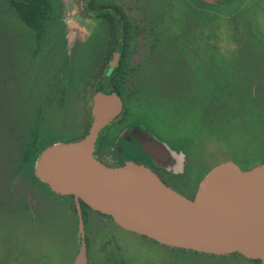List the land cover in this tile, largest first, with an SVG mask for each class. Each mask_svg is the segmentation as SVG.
Wrapping results in <instances>:
<instances>
[{
	"label": "rangeland",
	"instance_id": "rangeland-1",
	"mask_svg": "<svg viewBox=\"0 0 264 264\" xmlns=\"http://www.w3.org/2000/svg\"><path fill=\"white\" fill-rule=\"evenodd\" d=\"M210 1H96L118 4L131 25L137 28L136 46L122 78L123 97L128 98L131 94L147 96L143 103L131 102L128 107H132L135 117L150 125L172 150L179 149L183 154L182 173L168 172L170 175L166 179L188 193L193 186L198 188L207 169L228 160L218 148L210 143L206 145V134L210 129H213L210 134L214 139L216 136L219 139L217 130L220 125L214 123L209 130L205 126L203 104L207 102L208 91L213 95L221 94V88L227 87L228 93L235 89V93L249 94L253 89L254 94H258L257 83H261L258 78L264 75L262 71H255L256 65L253 68L252 63L245 60L240 64L241 68L235 66L240 70L232 69L229 60L227 63L215 61L214 56L211 57L213 65H208L202 39L198 36L189 40L193 48H198L194 52L188 51L187 41L185 46L182 44L181 35L174 39L173 34L177 32L200 33L210 27L208 31L213 41L215 39L218 43L220 40V44L215 43L214 47L221 46L222 49L227 46V52L235 53L236 48L247 44L242 36V43L236 46L233 34L228 32L234 22V12L222 13L219 6ZM48 2L49 11L38 50L35 49L34 32L19 21L5 0L0 3V264H71L77 253L72 202L58 198L44 185L34 183L28 169L19 167V156L31 128H36L42 140H66L83 132L92 106L95 62L99 61L100 49L108 38L109 29L106 21L90 17L83 11V0ZM146 20H157L153 30L160 33L155 41L150 38L152 34L146 33ZM169 31H172L170 35ZM130 45H133L132 41ZM181 56L184 64L178 61ZM208 70L210 73L218 70L215 82L205 80L204 74L207 75ZM236 71L239 78L234 74ZM228 75H232L229 82ZM186 77L194 84L195 99L191 108L177 105L170 97L171 93L166 91L172 80ZM221 96L226 105L224 114L239 102V97L232 100L226 92ZM252 105L249 103L248 126L256 128L258 113ZM218 113V109H212V119H218ZM226 130L230 133L223 132L220 142L215 141V144L225 148L239 144L240 148L232 152L234 158L245 159L252 152L259 151L258 143H253L255 141L246 147L245 144L250 142L248 133L236 135L232 125ZM228 139L231 143H224ZM212 147L215 149L210 151ZM110 148L107 145L106 150ZM86 235L89 264H99L100 251L106 249L102 244L109 239L123 240L125 256L129 257L131 264H159L161 251L157 247L120 229L107 217L88 213ZM247 263L229 259L216 264Z\"/></svg>",
	"mask_w": 264,
	"mask_h": 264
},
{
	"label": "water",
	"instance_id": "water-1",
	"mask_svg": "<svg viewBox=\"0 0 264 264\" xmlns=\"http://www.w3.org/2000/svg\"><path fill=\"white\" fill-rule=\"evenodd\" d=\"M122 105L116 93H94L85 136L46 147L34 162L39 181L75 200L79 249L74 264H87L79 201L123 230L161 245L205 255L238 254L264 264V165L242 171L233 162L220 164L206 173L193 199L165 186L143 166L130 162L108 168L93 156L94 148ZM138 139L155 167L182 173L181 152L144 133Z\"/></svg>",
	"mask_w": 264,
	"mask_h": 264
},
{
	"label": "flooded vegetation",
	"instance_id": "flooded-vegetation-1",
	"mask_svg": "<svg viewBox=\"0 0 264 264\" xmlns=\"http://www.w3.org/2000/svg\"><path fill=\"white\" fill-rule=\"evenodd\" d=\"M2 0H0L1 3ZM6 1V0H5ZM7 2V1H6ZM48 10L49 11V2L46 0ZM233 2V3H232ZM8 3V2H7ZM209 3H214L216 6L218 5L220 8V12L222 13H232L234 12L233 16L234 17V22L230 24V34H233L234 41L236 43V46L240 43H242L240 40L242 39V36L245 37L247 44H243V47L240 45L239 48H236L237 51L235 53L232 52H227V46L221 49V46L219 48L214 47L215 43H217V40L213 41V37L210 36V27L208 29L197 33L193 31H186L185 33L177 32L174 35V39H178L179 36L181 35L180 40L183 41V45L185 46L186 41L189 43V46H187L188 51H196V49L193 48V43L190 45L189 40L194 39L195 36H198V39H202L201 44H203V51L205 53L204 59L207 62L208 65L211 66L213 63V59L211 57H215V61L218 62H223L226 61V63L229 60V64L232 66L231 68H237L240 67L242 63H252L253 65H256L255 71H262L264 72V0H211ZM207 3V4H209ZM232 3V4H231ZM86 1L83 0L82 2V8L85 6ZM9 5V3H8ZM213 6V5H212ZM11 8V6L9 5ZM210 8V6H209ZM12 9V8H11ZM13 12L16 14L14 9H12ZM84 11V10H83ZM90 17H97L96 16V10L94 11H88L86 13ZM17 18L19 19L18 15L16 14ZM230 17V16H229ZM219 18V17H218ZM47 19V15H46ZM100 19V18H99ZM19 21L26 27L28 28L20 19ZM157 20H152V21H147L145 22V26L147 28L146 33L147 34H152L151 39L153 41L157 40V37L160 33V31H155L153 30L154 25ZM154 23V24H153ZM227 25V23H226ZM133 27V26H132ZM29 29V28H28ZM30 30V29H29ZM32 31V30H30ZM34 32V31H33ZM172 31H169L168 34L170 35ZM43 33V31H42ZM41 33V35H42ZM132 36V43L133 45H130V52L128 57L124 60L123 64V76L127 72V67L129 64V61L131 60L133 50L135 49V44H136V39L138 38V33H137V28L134 25L132 32L130 34ZM34 40L37 43V47L35 48L36 50L39 49L40 45V40H36L35 32H34ZM176 43V41H175ZM227 43V41L225 42ZM249 43V44H248ZM220 44V40H218V43ZM226 45V44H225ZM152 49V46L149 47ZM195 49V50H193ZM116 56V59H115ZM115 59V60H114ZM120 60V55L116 52L112 53L111 59L108 61V68H107V73L111 74L112 71L115 69V67L118 65ZM245 60V61H244ZM114 62V65L112 69H110V64ZM179 62H182L184 64L185 60L184 58L179 57L178 58ZM213 65V64H212ZM237 66V67H235ZM254 68V66H253ZM239 69V68H237ZM243 69V68H242ZM240 70V69H239ZM218 70H212L210 73V70L207 71L204 74V78L206 80L209 79L213 82H215L214 78L217 77ZM236 78H239V74L234 72ZM233 75V74H232ZM232 75L229 76V80L227 82L231 81ZM208 76V77H207ZM262 77V78H261ZM259 77L260 79L259 82L262 83L264 81V75ZM171 85L168 87L169 94L171 93V98L174 100V102L181 106H184V108L187 106V108H191L192 104L194 103V84L189 78H180L178 80H172L170 82ZM260 83V84H261ZM229 84V83H227ZM257 83V86L259 88L258 94H254V90L251 89L249 94H243V93H235L234 91L228 93L227 87L221 88L222 90L220 91L221 94L229 95V97L232 98V100H236L239 97V102H237L231 110H227L226 113L224 114V109H225V104L223 103L224 98L221 96V94H210L211 92L208 91V96L207 98L204 97V99H207V102L203 104L204 108V115L203 118L205 119V126L209 130L210 125L213 126L214 123H220L219 125V130L218 135L219 139L217 138L218 136L215 137L212 136L211 131L213 129H210L209 132L206 134L208 137V140L206 141L207 144H212L211 146H214L215 148H218L221 152V154H225L227 156L228 160H225V162H233L235 165H237L242 171H247L252 168L258 167V166H263L264 165V82L262 85ZM226 85V83H225ZM261 89V90H260ZM96 93V92H95ZM184 93H186V97L184 96ZM176 94V95H175ZM232 94V95H230ZM93 95V94H92ZM175 95V96H174ZM121 98L122 101V110L120 114L108 125L106 126L98 135L95 148H94V153L93 156L96 158L97 161H99L101 164L108 168H120L124 167L127 163H133L135 165L143 166L147 169H149L152 173H154L158 179L167 187L168 180L166 179L167 175H170L168 172H166L163 169L157 168L153 165L151 158L147 155V153L143 152V146L139 142L138 137L144 133L150 137H155L157 140L164 142L168 146H170L163 138H160L156 133H154L152 127L148 125L147 123H142L141 120H139L135 115L133 114V109L132 107H128V105L131 102L134 103H143L147 98V96L143 95H137V94H131L128 96V98H124L120 95H118ZM92 98V97H91ZM203 99V101H204ZM244 100V102H243ZM245 103V104H244ZM249 103L253 104L252 107L254 106L257 110L256 112L258 113V117L255 118L256 123L258 124L256 128L248 126L249 123ZM182 104V105H181ZM259 107V108H258ZM212 109H218L219 113L217 114V118L212 119L210 113ZM90 112V110H89ZM218 112V111H217ZM91 116V115H90ZM216 117V116H215ZM251 122L253 121V117H251ZM235 120V122L232 121ZM232 125V128H235L234 133L236 135H242L248 133L249 135V141L245 145L247 148L250 147L251 142L253 143H258L259 146V151L257 152H252V155L249 156L248 158L246 157L245 159L242 158L241 160L236 157L234 154H232L233 150H237L240 148L239 144H235L234 147L230 148H225L222 146H217L215 144L216 142H220V135L222 136V133L225 132L226 134L230 133L227 128H230ZM235 126V127H234ZM237 131V133H236ZM228 136V135H227ZM112 138V141H111ZM228 138V137H227ZM246 138V135H245ZM218 140V141H217ZM227 141V140H226ZM226 144H230V140L228 139L227 142H224ZM109 145L111 148L107 151L106 147ZM211 148L210 151L212 149ZM176 152H180V150H174ZM209 153V152H208ZM185 161V160H184ZM238 163V164H237ZM241 167H240V166ZM34 175V174H33ZM35 177V176H34ZM36 178V177H35ZM37 179V178H36ZM38 180V179H37ZM39 181V180H38ZM34 183L36 181H33ZM41 182V181H39ZM38 183V182H36ZM42 183V182H41ZM44 184V183H43ZM46 185V184H45ZM47 186V185H46ZM49 189V187L47 186ZM171 188V187H169ZM172 189V188H171ZM50 190V189H49ZM51 191V190H50ZM52 192V191H51ZM54 195H57L58 198L61 199H68L72 202V212L75 215V239L77 243V253L79 249V236H78V225H79V218H78V213L76 210V204L75 200L72 196H63V195H58L54 192H52ZM72 199H71V198ZM194 197V196H193ZM47 197H44L45 199ZM188 199V198H187ZM193 199V198H192ZM79 201V207H80V214H81V220L83 223V233H84V240L86 244V259H87V264L88 262V244H87V235H86V224H87V215L88 213H92L94 215L100 216V217H107L110 220H112L109 216L102 215L98 212H95L91 210L88 206H86L83 202V204L86 206L84 209V214H85V222L83 221L82 217V212H81V206H80ZM74 205V207H73ZM113 221V220H112ZM115 224V223H114ZM119 227V226H118ZM120 228V227H119ZM122 229V228H120ZM123 230V229H122ZM125 231V230H124ZM128 232V231H126ZM131 233V232H129ZM134 234V233H132ZM137 235V234H136ZM139 236V235H138ZM142 237V236H140ZM145 240L151 242L154 247H157L160 251L161 254L159 255L158 262L159 264H216L217 262L221 261H226L231 259L232 261L236 263H242L244 260L245 262H248L250 264H257L253 262L252 260L242 258L239 256H235V254L231 255H224V256H208V255H201V254H194L192 252H189L188 250H181L177 248H172L168 246L161 245L153 240L147 239L145 237H142ZM106 248L105 251H100L101 253V259L104 258V260L99 264H131L129 261V257L125 256V250L123 248V240H117V239H109L105 240L102 244ZM108 247H110L108 249ZM76 253V256H77ZM181 253V254H180ZM76 259V258H75ZM181 259V260H180ZM231 262V261H229ZM72 263L74 264L73 260ZM71 263V264H72ZM247 263V264H248Z\"/></svg>",
	"mask_w": 264,
	"mask_h": 264
},
{
	"label": "trees",
	"instance_id": "trees-1",
	"mask_svg": "<svg viewBox=\"0 0 264 264\" xmlns=\"http://www.w3.org/2000/svg\"><path fill=\"white\" fill-rule=\"evenodd\" d=\"M6 1L9 3L11 8L14 9L19 19L30 30L35 32L36 40H39L41 38V33L44 29V24L46 21V15L48 10L46 0H6ZM85 1L86 4L85 6H83L84 12L88 13V11L96 10L97 18L106 21L109 29L108 38L104 41L100 49L99 58L97 59V61L98 60L99 61L95 62V69L92 75L93 83H91V86H93V94L95 92H101L103 94L116 93L117 95L123 97V92H122L123 64H124V60L128 57L130 52V41L132 39V36L130 34L133 29L130 19L126 15V13L122 10V7H120L116 3L113 2L97 3L96 2L97 0H85ZM113 52H116L120 55V60L118 65L112 71V73L108 74L107 73L108 61L111 59ZM90 123H91V116H90V112H88L83 132L78 137H74L66 140L55 139V138L42 140L41 136H39L38 132L36 131V128H31L29 132V139L24 142L22 152L20 153L19 156L20 157L19 167H21L22 170L27 168L30 174V178L33 181H36L44 185L45 188H47L45 184L39 182L33 175V164L37 156L43 149L55 143H59V142L67 143L82 138L87 133ZM210 169H207L204 172L203 177ZM167 184L173 190H175L176 192L180 193L181 195L185 196L188 199L193 198L195 194L194 192L197 189L196 187L197 185H195V187L193 186V189H191L188 193L171 185L169 182H167ZM49 192L51 191L49 190ZM80 206H81L83 221L85 222L84 209L86 208V206L82 202H80ZM192 253L198 254L196 252H192ZM201 255H205V254H201ZM235 256L242 257L238 254H235ZM252 261L257 264H261L259 260H252Z\"/></svg>",
	"mask_w": 264,
	"mask_h": 264
}]
</instances>
